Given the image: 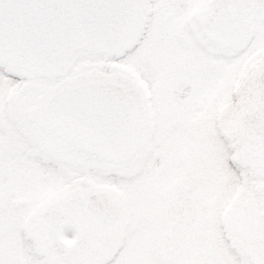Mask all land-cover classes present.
<instances>
[{"label": "snow or ice", "instance_id": "obj_1", "mask_svg": "<svg viewBox=\"0 0 264 264\" xmlns=\"http://www.w3.org/2000/svg\"><path fill=\"white\" fill-rule=\"evenodd\" d=\"M259 48L264 0H0V264H41L17 212L74 194L124 243L65 264H264V213L233 227L238 209H264V144L232 160L214 103L245 76L264 95ZM176 75L187 104L162 95ZM246 119L264 141V100ZM161 148L167 167L152 163Z\"/></svg>", "mask_w": 264, "mask_h": 264}, {"label": "flooded vegetation", "instance_id": "obj_2", "mask_svg": "<svg viewBox=\"0 0 264 264\" xmlns=\"http://www.w3.org/2000/svg\"><path fill=\"white\" fill-rule=\"evenodd\" d=\"M240 81L235 86L232 96L220 97L214 101L230 117L231 125L235 119L233 113L236 114L238 109L237 88ZM163 87L162 95L169 97L172 103L187 104L191 100L192 87L183 76L176 75L170 84ZM230 131L231 127L223 130L221 143L235 149ZM164 151L165 149L161 148L154 152L152 157L154 165L167 167L163 156ZM235 152L236 149L230 153L232 160H235ZM11 158L16 159L15 152L11 154ZM7 198L18 209L27 202L25 190L16 180L14 172L7 186ZM17 215L23 217L19 232L24 247L38 256L41 264H48V262L65 264L67 260L83 250L93 255L102 254L108 249L115 252L120 244L124 243L123 239L92 222L83 207L81 194H74L63 201L48 204L28 215H24L23 212H17ZM256 219L257 208L252 205L244 206L237 210L233 227L239 229L241 234H245ZM221 230H226L224 225L217 226V231ZM209 236L207 243H215L214 235L210 233Z\"/></svg>", "mask_w": 264, "mask_h": 264}, {"label": "water", "instance_id": "obj_3", "mask_svg": "<svg viewBox=\"0 0 264 264\" xmlns=\"http://www.w3.org/2000/svg\"><path fill=\"white\" fill-rule=\"evenodd\" d=\"M238 94L240 108L233 125L234 133L238 137V144L240 145L237 160L241 162L254 161L257 159L264 141L261 139V134L250 126L246 117L252 107L264 100V95L258 92V85L248 76L241 83Z\"/></svg>", "mask_w": 264, "mask_h": 264}, {"label": "rangeland", "instance_id": "obj_4", "mask_svg": "<svg viewBox=\"0 0 264 264\" xmlns=\"http://www.w3.org/2000/svg\"><path fill=\"white\" fill-rule=\"evenodd\" d=\"M262 49H264V48H259V49H257V51H256V53H255V56H260V54H258ZM258 50H259V52H258ZM223 142V141H222ZM154 154V153H153ZM231 155V154H230ZM153 157V156H152ZM258 212H261V213H264V209H257V213Z\"/></svg>", "mask_w": 264, "mask_h": 264}]
</instances>
